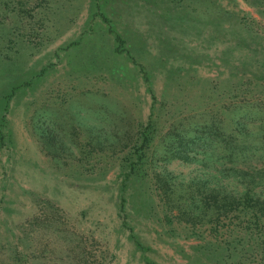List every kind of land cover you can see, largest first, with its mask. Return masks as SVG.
Segmentation results:
<instances>
[{
    "label": "rangeland",
    "instance_id": "374dc122",
    "mask_svg": "<svg viewBox=\"0 0 264 264\" xmlns=\"http://www.w3.org/2000/svg\"><path fill=\"white\" fill-rule=\"evenodd\" d=\"M263 149L264 0H0V264H264Z\"/></svg>",
    "mask_w": 264,
    "mask_h": 264
},
{
    "label": "trees",
    "instance_id": "16d2710c",
    "mask_svg": "<svg viewBox=\"0 0 264 264\" xmlns=\"http://www.w3.org/2000/svg\"><path fill=\"white\" fill-rule=\"evenodd\" d=\"M104 20H107L105 16L101 15ZM116 41L119 46L123 44V39L116 34ZM118 51H121L119 48H117ZM124 51V50H123ZM147 81V79L145 78ZM150 90V88L148 89ZM44 126H41L44 128L43 130L48 133L49 128L46 125V121H42ZM40 127V128H41ZM246 133H248L247 129H245ZM216 133V132H215ZM215 133L213 140L216 141ZM230 139H227L228 142ZM245 145H248L249 142L246 140ZM172 157H177L181 159H186L189 157H193L190 153L182 152L177 155V153H173ZM216 158L223 159L224 161L227 160L228 162L232 163L234 162V156L233 154H223L221 152L220 156H216ZM218 159V160H219ZM241 166L230 170V174L234 175L236 174V177H238L239 182L241 184L246 181L247 184H251V188H249L247 191L241 192L240 191H233V190H222L220 186H213L209 189V191H206V193L200 192V190L196 193V196L201 197L202 203L206 204V212L213 216V224L218 225L217 223L220 222V215L221 213L224 216H227L229 213L227 211V208L230 207V209L235 208L239 205H244V208L248 211H250V215L252 218L260 220L261 217H264V194L262 191L257 192H250L251 190L261 187L264 185V149L262 151V154H256L253 152H245L244 156H242L241 160ZM234 168V167H233ZM242 178V180H240ZM245 179V180H244ZM204 187V186H201ZM199 187L198 189H201ZM246 201V205L244 202ZM233 206V207H232ZM123 208V205H121V209Z\"/></svg>",
    "mask_w": 264,
    "mask_h": 264
}]
</instances>
